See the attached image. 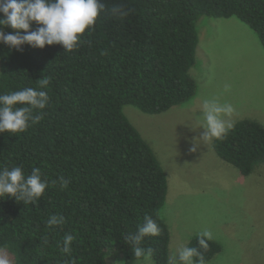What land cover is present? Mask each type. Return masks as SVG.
I'll return each instance as SVG.
<instances>
[{"label": "trees", "instance_id": "trees-1", "mask_svg": "<svg viewBox=\"0 0 264 264\" xmlns=\"http://www.w3.org/2000/svg\"><path fill=\"white\" fill-rule=\"evenodd\" d=\"M100 2L106 10L71 52L62 45L16 50L0 43V94L33 87L50 98L39 123L30 122L21 133H0V168L20 166L30 175L38 167L50 184L35 203L0 200V249L16 264H138L147 257L167 264L171 231L162 211L168 176L125 108L160 115L196 97L191 71L203 17L238 18L264 47V0ZM44 78L50 83L41 88ZM214 149L250 176L264 164V126L242 120L215 138ZM60 176L70 180L67 189L51 186ZM53 215L64 223L49 227ZM145 215L161 231L146 237L145 253L135 257L124 236L135 233ZM67 233L75 237L71 257L60 250ZM188 246L199 248L197 237ZM199 250L207 264L222 246L211 240Z\"/></svg>", "mask_w": 264, "mask_h": 264}, {"label": "rangeland", "instance_id": "rangeland-1", "mask_svg": "<svg viewBox=\"0 0 264 264\" xmlns=\"http://www.w3.org/2000/svg\"><path fill=\"white\" fill-rule=\"evenodd\" d=\"M198 31L197 62L191 71L198 83L196 97L160 115L133 106H127L125 113L168 176L162 216L171 231L170 252L189 245L207 228L214 234L212 241L222 246V252L207 264H264V164L244 176L218 156L215 138L198 141L203 132L200 110L206 99L230 104L233 111L223 118L233 126L245 119L264 126V47L238 18L203 17ZM138 264L154 261L147 257Z\"/></svg>", "mask_w": 264, "mask_h": 264}, {"label": "clouds", "instance_id": "clouds-1", "mask_svg": "<svg viewBox=\"0 0 264 264\" xmlns=\"http://www.w3.org/2000/svg\"><path fill=\"white\" fill-rule=\"evenodd\" d=\"M105 5L100 0H0V28L10 27L14 31L0 30V43L10 48L20 50L28 44L34 48L62 45L67 52H71L82 43L86 33H90L97 23ZM36 24L35 30L32 25ZM41 88L50 83L49 78L41 79ZM49 95L44 90L25 87L17 91L0 94V133H21L28 129L31 123H39L46 115L49 106ZM233 111L228 103H221L218 99L203 101L199 116L203 129L198 141L207 142L214 138H222L233 127L231 121L223 117ZM192 150H196L197 142ZM59 184L67 189L70 180L64 176L51 181V186ZM50 184L42 178L41 169L34 167L30 175H26L20 166L0 168V200L12 197L25 204L38 201L49 188ZM64 217L53 215L48 221L49 227L61 225ZM160 226L151 215H145L144 222L138 226L133 234L124 236L126 244L134 251L135 257L145 253L141 246L146 237L160 234ZM71 233L64 235L60 250L71 257L73 241ZM214 239L210 229H203L197 233L198 247L182 245L168 257L167 264H205L200 248L207 249L208 242ZM151 253V249H147ZM0 264H13L11 255L5 249H0Z\"/></svg>", "mask_w": 264, "mask_h": 264}]
</instances>
